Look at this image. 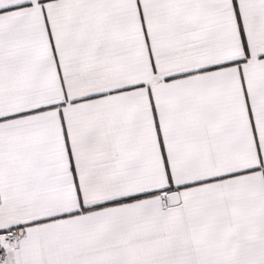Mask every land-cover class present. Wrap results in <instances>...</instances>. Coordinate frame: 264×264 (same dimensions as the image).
Returning <instances> with one entry per match:
<instances>
[{"label":"snow or ice","instance_id":"6c2138e0","mask_svg":"<svg viewBox=\"0 0 264 264\" xmlns=\"http://www.w3.org/2000/svg\"><path fill=\"white\" fill-rule=\"evenodd\" d=\"M0 264H264V0H0Z\"/></svg>","mask_w":264,"mask_h":264}]
</instances>
